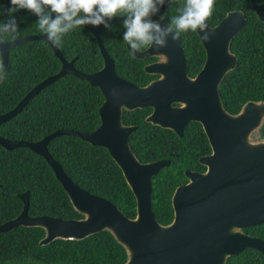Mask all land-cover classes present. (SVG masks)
Returning <instances> with one entry per match:
<instances>
[{
  "label": "water",
  "instance_id": "95a60500",
  "mask_svg": "<svg viewBox=\"0 0 264 264\" xmlns=\"http://www.w3.org/2000/svg\"><path fill=\"white\" fill-rule=\"evenodd\" d=\"M11 0L0 7L8 11ZM259 20L264 14L252 1ZM170 9L164 15L162 26L167 27ZM117 16L111 21L123 22ZM159 21V20H157ZM212 36L201 39L207 51L202 71L188 77L181 39L159 52L149 46L137 51L134 57L147 59L161 56L164 61L144 67L147 74L161 77L146 86H137L120 77L114 60L100 39V26L94 34L104 60L101 70L85 73L63 58L59 48L51 45L62 62L61 71L33 87L10 111L0 114V126L15 118L44 88L64 76H75L97 87L106 97L99 113L102 124L93 132L58 129L38 141L11 140L0 135V147L12 151L27 148L46 160L56 179L68 195L81 219H59L49 216H29L30 193L20 195L22 212L13 220L0 224V233L18 227H39L45 231L40 246L55 240H84L108 231L127 252L125 264H226L227 259L247 247L264 251V242L243 235L241 228L264 223V140L254 142L252 136L264 125V101L247 102L237 114L229 113L223 105L220 86L226 75L235 70L238 58L230 48L232 41L247 27L248 20L241 10L230 11L214 27L206 21ZM46 41L47 36L25 35L17 41L2 45L0 54L5 70L9 69V51L27 41ZM48 43V42H47ZM131 53L132 50L130 49ZM174 103L182 106L173 107ZM152 107L154 112L147 122L171 129L179 136L189 122H200L213 147L214 155L202 162L207 165L205 174L186 172L189 183L178 187L173 195L174 219L162 225L153 210V178L167 168L169 161L141 163L130 146V136L136 128L122 124V110L134 111ZM76 136L96 147L107 148L121 169L137 203L135 218L126 216L109 199L94 195L78 186L51 155L48 144L63 136ZM236 224L232 229H218L217 224Z\"/></svg>",
  "mask_w": 264,
  "mask_h": 264
},
{
  "label": "trees",
  "instance_id": "16d2710c",
  "mask_svg": "<svg viewBox=\"0 0 264 264\" xmlns=\"http://www.w3.org/2000/svg\"><path fill=\"white\" fill-rule=\"evenodd\" d=\"M252 1L264 14V0H215L208 18L209 24L215 26L228 12L241 10L248 20L247 27L232 41V51L238 57L237 68L226 75L220 86L224 108L231 114L240 112L249 101H264V23L259 20ZM5 2L0 0V6ZM183 5L184 0H175L171 8L166 3L153 19L160 20V15L170 9L171 21L180 14ZM3 12L5 15H0V22L8 18L7 11ZM14 17L20 37L43 34L36 24L38 17L30 11L20 10ZM110 24L111 30L101 25L100 37L115 61L117 72L138 85H146L151 76L144 71L145 61L135 59L127 48L129 45L123 40V22L110 21ZM94 30L90 25L81 26L66 34L60 47L66 58H78L75 67L85 73L97 72L103 67ZM191 33L198 39L196 32L191 30L181 34L189 39ZM202 62L196 65L199 66L197 70ZM60 66L53 49L45 41H27L13 47L9 53V75L0 82V114L12 110L33 87L58 73ZM102 101L97 87L77 77L65 76L44 88L15 118L1 125L0 135L11 140L38 141L58 129L92 131L100 124ZM148 114L147 108L126 114L139 124L131 145L142 162L171 160L170 167L153 179V210L157 220L168 225L174 219L175 189L185 180L184 171L192 168L190 164L195 161L196 156L188 155L197 144L198 136H194L195 124L183 137L164 130L155 134L146 132ZM260 136L264 138V125ZM48 150L78 186L109 199L126 216L136 217V199L121 169L106 150L69 135L50 141ZM26 191L30 193L28 213L31 216L83 218L73 208L44 158L27 148L8 151L0 147V224L22 212L24 205L20 195ZM257 231L263 234L262 229ZM44 237L45 231L37 227H19L10 233H0V264H125L128 258L125 248L108 231L80 241L55 240L40 246ZM227 264H264V257L242 254L230 258Z\"/></svg>",
  "mask_w": 264,
  "mask_h": 264
},
{
  "label": "clouds",
  "instance_id": "9594fccd",
  "mask_svg": "<svg viewBox=\"0 0 264 264\" xmlns=\"http://www.w3.org/2000/svg\"><path fill=\"white\" fill-rule=\"evenodd\" d=\"M175 0H11L7 20L0 22V46L20 38V29L14 14L28 10L38 17L39 30L47 36V42L56 48L62 47L63 37L81 26H100L111 30L110 21L117 16L126 17L123 21L124 41L132 54L145 46L159 52L168 47L169 38L175 42L181 33L200 31L201 39L209 41L212 33L206 21L212 15L215 0H184L180 14L174 17L167 27L153 17L160 13L166 3L169 8ZM120 14V15H118ZM0 15H5L0 9ZM4 51L0 47V54ZM9 75L0 63V82Z\"/></svg>",
  "mask_w": 264,
  "mask_h": 264
},
{
  "label": "flooded vegetation",
  "instance_id": "af4514ba",
  "mask_svg": "<svg viewBox=\"0 0 264 264\" xmlns=\"http://www.w3.org/2000/svg\"><path fill=\"white\" fill-rule=\"evenodd\" d=\"M6 2H7V0H6ZM5 2V3H6ZM4 5V4H3ZM3 5H1V6H3ZM0 6V7H1ZM253 7V6H252ZM121 22V21H120ZM210 25V24H209ZM211 26V25H210ZM216 26V25H215ZM211 27H214V26H211ZM99 35H100V33H99ZM94 36H95V34H94ZM196 36L198 37V39H195V36H194V34H190L189 35V39H188V36H184V35H182L181 34V36H180V39H181V47H182V52H183V54H184V60H185V63H186V68H187V73H188V77L190 78V79H194L201 71H202V69H203V67H204V65H205V63H206V60H207V51H206V49H205V47H204V44H203V42H202V40L200 39V37H199V35H198V29H197V31H196ZM95 39H96V37H95ZM100 39H101V37H100ZM39 41H42V40H39ZM97 41V40H96ZM102 41V40H101ZM46 42V41H45ZM98 43V42H97ZM103 43V42H102ZM49 44V43H48ZM50 45V44H49ZM103 45H104V43H103ZM51 46V45H50ZM99 46V45H98ZM105 47V46H104ZM149 46H146L145 48H143V49H140L139 50V52H142V51H145L147 48H148ZM52 48V47H51ZM100 48V47H99ZM127 48L129 49V51H130V46H127ZM53 49V48H52ZM60 49V48H59ZM230 50H231V52L234 54V55H236L233 51H232V43H231V48H230ZM60 51L62 52V55H63V58L65 59V60H67V61H71L72 59H74V58H72V59H68V58H66L65 57V55H64V53H63V51L60 49ZM9 53H10V51H9ZM53 53H54V50H53ZM130 53H131V51H130ZM54 55H55V53H54ZM131 55H132V53H131ZM133 56V55H132ZM55 57L60 61V63H61V66H60V69H59V71H58V73L61 71V69H62V62H61V60L55 55ZM134 57V56H133ZM112 58V57H111ZM135 59H138V58H136V57H134ZM238 58V57H237ZM78 59V58H77ZM76 59V60H77ZM113 59V58H112ZM138 60H140V61H145V65H144V67L146 66V65H149V64H156V63H158V62H161V61H164V58H162L161 56H153V57H150V58H147V59H138ZM203 61V62H202ZM76 62V61H75ZM115 62V61H114ZM200 62H202V65L200 66V68H199V70H197L198 69V67L199 66H196V65H198ZM195 64V65H194ZM103 65H104V60H103ZM116 65V64H115ZM194 65V66H193ZM74 66H75V63H74ZM76 68V67H75ZM116 68V67H115ZM77 69V68H76ZM102 69V68H101ZM100 69V70H101ZM78 70V69H77ZM117 71V70H116ZM58 73H56V74H58ZM118 73V72H117ZM55 74V75H56ZM147 74V73H146ZM118 75L120 76V77H122V78H124V79H126V80H128V81H130L132 84H135V85H137V86H146V85H148V84H150V83H152L153 81H156V80H158L160 77H161V75L160 74H148V75H150L151 76V78H150V80L148 81V83L146 84V85H138V84H136V83H134V82H132L130 79H128L127 77H125V76H122V75H120L119 73H118ZM51 76H53V75H51ZM68 76H71V75H68ZM50 77V76H49ZM65 77V76H64ZM75 77V76H74ZM48 78V77H47ZM63 78V77H62ZM101 94H102V97H103V101H102V104H101V106H100V108L104 105V103H105V101H106V97H105V95L101 92ZM180 106H182V104H180V103H174L173 104V107H180ZM100 108H99V110H100ZM243 108V107H242ZM147 109H149V114L145 117V122H146V124H148L149 125V127L147 128V130H146V132H149V133H151V134H155V133H162V131L164 130V131H170V132H172V133H174L176 136H178V137H183L185 134H186V130L187 129H191L192 127H193V124H195L196 125V127L194 128L195 129V135L194 136H198L197 138H196V142H197V144H195V146L193 147V148H191L190 150H189V157L190 156H192V157H194V156H196V158H195V161H193L191 164H190V166L192 167V168H187L185 171H184V176H185V180L183 181V183L181 184V185H179L178 187H180V186H185V185H187L188 183H189V179L187 178V176H186V172L187 171H190V172H195V173H198V174H205V173H207V171H208V167H207V165H205L203 162H202V160L204 159V158H206V157H210V156H212V155H214V150H213V147H212V145H211V143H210V141H209V139H208V137H207V135H206V133H205V130H204V127H203V125L200 123V122H189V123H187L186 124V126L184 127V129H183V135L182 136H179L176 132H174L173 130H171V129H166V128H162V127H160V126H158V125H154V124H152V123H149V122H147V120H146V118L148 117V116H150V115H152L153 114V112H154V109L152 108V107H149V108H147ZM137 110H139V109H137ZM141 110V109H140ZM136 110H134V111H128V110H126V109H123L122 110V124L124 125V126H126V127H134V128H136V130H135V132L130 136V146H131V149H132V151H133V153L135 154V156L138 158V160L141 162V163H144V164H147V163H153V162H157V161H169L170 162V164H169V166L167 167V168H165V169H168L169 167H170V165H171V160H169V159H159V160H155V161H151V162H142L141 160H140V157H139V154L137 153V152H135L134 150H133V148H132V145H131V138L133 137V135L139 130V124H138V122H136L133 118H131L132 116H128V117H126V114L127 113H134ZM239 113V112H238ZM99 118H100V124H99V126H101V124H102V119H101V116H100V113H99ZM131 118V119H130ZM99 126L97 127V128H99ZM96 128V129H97ZM96 129H94V130H92V131H86V132H93V131H95ZM162 130V131H161ZM168 135V134H167ZM191 136H192V138L194 137L192 134H191ZM252 140L254 141V142H259V141H262V140H264V138H262L261 136H260V131L257 133V136L256 137H254L253 138V136H252ZM89 144V143H88ZM91 145V144H90ZM96 147V146H95ZM100 148H103V147H100ZM104 150H106L108 153H109V151H108V149L107 148H103ZM109 155L111 156V154L109 153ZM112 158V157H111ZM164 169V170H165ZM163 171V170H162ZM159 174V173H158ZM156 176V175H155ZM154 176V177H155ZM154 179V178H153ZM177 187V188H178ZM176 188V189H177ZM175 189V190H176ZM29 216H31V215H29ZM31 217H35V216H31ZM16 218V217H15ZM15 218H13V219H15ZM13 219H10V220H8V221H11V220H13ZM8 221H5V222H8ZM5 222H3V223H5ZM22 227V226H21ZM237 227H239V226H237L235 223L234 224H232V225H230V224H220V223H218L217 224V228L218 229H221V230H224V229H232V231L233 232H237ZM19 228V227H18ZM24 228H26V227H24ZM32 228H34V227H32ZM36 228V227H35ZM37 228H39V227H37ZM17 229V228H16ZM15 229V230H16ZM42 229V228H41ZM257 229H262L263 230V234H260V233H258V231H257ZM15 230H13V231H15ZM13 231H11V232H13ZM239 231H241V233L243 234V235H247V236H250V237H254V238H258L259 240H261V241H263L264 242V223H262V224H260V225H256V226H249V227H243V228H241V230L239 229ZM7 233H10V232H7ZM242 254H254V255H257V256H260V257H264V251L263 250H259V249H256V248H252V247H247V248H245V249H243L239 254H237V255H235V256H231V257H229L228 259H227V262H228V260L230 259V258H233V257H237V256H240V255H242ZM227 262H226V264H227Z\"/></svg>",
  "mask_w": 264,
  "mask_h": 264
},
{
  "label": "rangeland",
  "instance_id": "374dc122",
  "mask_svg": "<svg viewBox=\"0 0 264 264\" xmlns=\"http://www.w3.org/2000/svg\"><path fill=\"white\" fill-rule=\"evenodd\" d=\"M257 133H258V131H257L256 133L253 134V138L257 136Z\"/></svg>",
  "mask_w": 264,
  "mask_h": 264
}]
</instances>
